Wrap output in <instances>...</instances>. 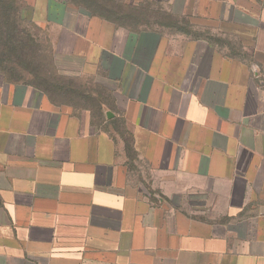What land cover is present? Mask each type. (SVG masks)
Returning <instances> with one entry per match:
<instances>
[{
    "label": "crops",
    "instance_id": "obj_1",
    "mask_svg": "<svg viewBox=\"0 0 264 264\" xmlns=\"http://www.w3.org/2000/svg\"><path fill=\"white\" fill-rule=\"evenodd\" d=\"M118 2L31 0L60 87L0 75V264H264V0Z\"/></svg>",
    "mask_w": 264,
    "mask_h": 264
},
{
    "label": "trees",
    "instance_id": "obj_2",
    "mask_svg": "<svg viewBox=\"0 0 264 264\" xmlns=\"http://www.w3.org/2000/svg\"><path fill=\"white\" fill-rule=\"evenodd\" d=\"M17 0H0V17L3 20H10V16L14 13H17ZM67 3L74 5L79 8H83L88 11L91 15L100 16V17H108L112 21H118L115 17L118 15L115 10L118 12L124 9V6L120 4L118 1L121 0H85L83 3H78L73 0H64ZM129 11V10H127ZM35 28L42 34H44L43 29L39 26L33 24ZM15 28L13 23H10L8 27H6L3 31L0 30V44L2 45L1 48V55H6L9 58L16 59L13 62H16V65L20 66L21 61V68H26L23 64V60L26 61L30 58L28 57L30 49L33 50L41 55V58L45 59V63L49 64L51 67V60H50V52L48 42L45 38L44 42L42 39L38 37L34 33L33 36L28 35L27 33H22ZM47 64V65H48ZM48 67V66H47ZM32 79L25 80L23 78L18 80H7L9 82H25L39 90L48 91L52 87L58 89L60 87V79L57 78L53 70L49 72L43 79H38L35 74Z\"/></svg>",
    "mask_w": 264,
    "mask_h": 264
},
{
    "label": "rangeland",
    "instance_id": "obj_3",
    "mask_svg": "<svg viewBox=\"0 0 264 264\" xmlns=\"http://www.w3.org/2000/svg\"><path fill=\"white\" fill-rule=\"evenodd\" d=\"M78 3H83L85 0H73ZM17 13H14L10 16V20H3L0 17V30L3 31L10 23H13L15 28L22 33H27L28 35L33 36L34 33L42 39L44 42L46 38V34H42L35 28L32 22V7H31V0H17ZM79 8V7H78ZM82 11H86L83 8H79ZM88 12V11H86ZM118 15H122V13L115 10ZM40 27V26H39ZM41 28V27H40ZM21 33V34H22ZM219 42H227L226 38L224 37H216ZM233 41V40H232ZM45 43V42H44ZM233 43H236L234 39ZM1 48L2 45L0 44V75H2L7 80H18V79H25L30 80L32 79L33 75L38 79H43L49 72H51V68L49 67L48 63H45V59L41 58V55L36 53L33 48H31L28 54L29 60H23V64L26 68H21V61L20 66L16 65V62H13L16 59L9 58L6 55H1ZM48 64V65H47ZM48 66V67H47Z\"/></svg>",
    "mask_w": 264,
    "mask_h": 264
}]
</instances>
